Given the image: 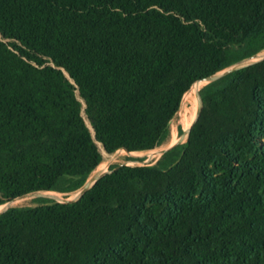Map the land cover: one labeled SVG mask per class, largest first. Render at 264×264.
Returning a JSON list of instances; mask_svg holds the SVG:
<instances>
[{"label": "trees", "instance_id": "obj_1", "mask_svg": "<svg viewBox=\"0 0 264 264\" xmlns=\"http://www.w3.org/2000/svg\"><path fill=\"white\" fill-rule=\"evenodd\" d=\"M262 51L264 0H0V207L161 147ZM201 95L155 164L0 214V264H264V60Z\"/></svg>", "mask_w": 264, "mask_h": 264}, {"label": "rangeland", "instance_id": "obj_2", "mask_svg": "<svg viewBox=\"0 0 264 264\" xmlns=\"http://www.w3.org/2000/svg\"><path fill=\"white\" fill-rule=\"evenodd\" d=\"M260 53L264 55V51H262ZM197 84H195V85H197ZM204 86H206V83L201 84L198 90L192 92V95L190 96V98H188L187 101L185 100V97H184L183 105H182L179 113L176 115V117L173 119V121L171 123L170 138L164 145H162L161 147H159L153 151H147V152H142V153H129L126 150H120L113 155H109L105 151L102 150L103 154H104V162L100 166H102L103 169L105 167V170L103 171V169H99L100 168V166H99V168L93 172V174L91 175L89 180L94 178L96 175L107 173V172L109 173L111 171L112 166H125V165H128V166H145V165L155 164L161 158L158 153L162 149H165V148L173 145L177 141H179L180 138L183 136V134L180 135V133H179V128L182 129L183 133L185 131L184 126L182 125V122H181L182 118H184L186 115L189 118H192L193 112H194V107L196 104L195 100H196L197 105H198V111L196 112V114L193 118V121L195 120V118H196V116H197V114H198V112L202 106V104L199 105L198 94H199V92L201 93V89ZM193 87L190 91H192L196 86L194 88ZM189 111H190V113H189ZM77 194H78V192L73 193V194H69V195H63V194H59V193H55V192L33 193V194H29V195H25L23 197L17 198L16 200H14L10 203L2 205L0 207V212L6 210L9 207H32V206H36V205H38V203L36 201L40 198L55 200V201H59V202H64L66 200H74L77 197Z\"/></svg>", "mask_w": 264, "mask_h": 264}, {"label": "water", "instance_id": "obj_3", "mask_svg": "<svg viewBox=\"0 0 264 264\" xmlns=\"http://www.w3.org/2000/svg\"><path fill=\"white\" fill-rule=\"evenodd\" d=\"M263 60H264V55L261 54V53H258L256 55H254V56H252V57H250L248 59H245V60L233 65L232 67H230V68H228V69H226L224 71H221V72L217 73L216 75H214L212 77H209L207 79H204V80H202L200 82H205L206 85H209L211 83H214V82H216L218 80L223 79L225 76H227L230 73H233V72L241 70L243 68L255 65V64H257V63H259V62H261ZM200 82H198V83H200ZM200 95H201V93H200ZM201 100H202V106H201V108H200L195 120L193 121L192 126H191L190 130L188 131V133H186L184 131L183 136L180 138L179 141H177L175 144H173V145H171V146H169V147H167L165 149H162L158 153L160 157H162L164 154H166L167 152L171 151L172 149L176 148L177 146H180L182 144L187 143L189 135H190V132H191V129L193 128V126L199 120V118L201 116V113L203 111V108H204V101H203L202 95H201ZM125 166H128V165H125ZM107 173L96 175L91 180H88L87 183L84 185V187L78 192L77 197L74 200H66L63 203H72V202L78 201L87 191H89L97 183V181L100 178H102ZM10 208H13V207L7 208L6 210L0 212V214L4 213L5 211H7Z\"/></svg>", "mask_w": 264, "mask_h": 264}, {"label": "bare ground", "instance_id": "obj_4", "mask_svg": "<svg viewBox=\"0 0 264 264\" xmlns=\"http://www.w3.org/2000/svg\"><path fill=\"white\" fill-rule=\"evenodd\" d=\"M201 84H205V82H200L199 84H197L196 87L192 91H190L188 93V95L185 97V100L186 101L188 100V98H190V96L192 95V92H194V91H196V90L199 89V87H200ZM198 97H199V105H201L202 104V100H201L200 92L198 94ZM194 109H196V111H198V107L197 106H195ZM189 113H190V111H189ZM194 116H195V114L193 113L192 118H189L187 115L184 118H182V121L181 122H182V125L184 126V129H185V132L186 133H188V131L190 130V128L192 126ZM99 169H103V167L100 166ZM104 170H105V167H104L103 171Z\"/></svg>", "mask_w": 264, "mask_h": 264}]
</instances>
